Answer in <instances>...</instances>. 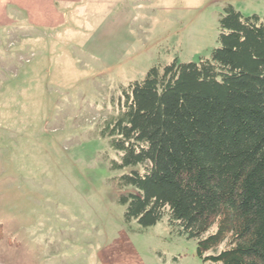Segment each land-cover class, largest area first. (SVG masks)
<instances>
[{"label":"rangeland","instance_id":"1","mask_svg":"<svg viewBox=\"0 0 264 264\" xmlns=\"http://www.w3.org/2000/svg\"><path fill=\"white\" fill-rule=\"evenodd\" d=\"M227 4L264 18V0H76L52 27L1 13L0 264H220L165 219L124 223L130 168L100 131L150 67L208 57Z\"/></svg>","mask_w":264,"mask_h":264},{"label":"trees","instance_id":"2","mask_svg":"<svg viewBox=\"0 0 264 264\" xmlns=\"http://www.w3.org/2000/svg\"><path fill=\"white\" fill-rule=\"evenodd\" d=\"M217 43L123 87L100 134L120 153L110 169L130 168L125 224L165 219L203 261L264 264V18L225 5Z\"/></svg>","mask_w":264,"mask_h":264},{"label":"crops","instance_id":"3","mask_svg":"<svg viewBox=\"0 0 264 264\" xmlns=\"http://www.w3.org/2000/svg\"><path fill=\"white\" fill-rule=\"evenodd\" d=\"M75 1L76 0H0V15L2 12L11 9L13 12H21L24 14L29 19L28 22L35 26L44 27L47 25L52 27L57 25L61 18V12L54 6L55 3H61L65 6ZM45 15L49 17L47 22L43 21ZM50 21L53 23H50Z\"/></svg>","mask_w":264,"mask_h":264}]
</instances>
